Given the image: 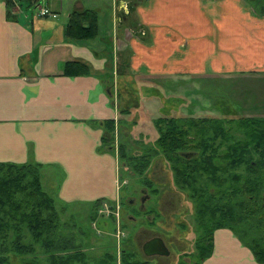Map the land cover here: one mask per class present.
<instances>
[{"label": "crops", "instance_id": "crops-1", "mask_svg": "<svg viewBox=\"0 0 264 264\" xmlns=\"http://www.w3.org/2000/svg\"><path fill=\"white\" fill-rule=\"evenodd\" d=\"M6 1L0 0V163L41 165L45 192L63 204L118 200V157L102 150V141L104 122L117 121L122 109L135 115L122 98L139 96L125 83L177 84L172 98L156 86L158 95L143 100L169 109L171 99L183 116L201 78L264 75L261 0H108L113 38L99 31L85 41L67 38L71 15H98L102 0L90 9L83 0H13L11 12ZM40 4L58 17L23 12ZM69 62L88 73L66 75ZM214 242L205 264H258L231 229L217 230Z\"/></svg>", "mask_w": 264, "mask_h": 264}, {"label": "trees", "instance_id": "trees-1", "mask_svg": "<svg viewBox=\"0 0 264 264\" xmlns=\"http://www.w3.org/2000/svg\"><path fill=\"white\" fill-rule=\"evenodd\" d=\"M6 2L11 12L14 1ZM261 2L264 14V0ZM98 35V15L95 11H78L71 15L66 29L70 41L94 40ZM86 68L82 63L69 62L64 66V73L87 74ZM123 113L129 114L122 109L120 115ZM236 120L237 124L233 123L234 120L224 125L221 118L160 117L155 121L160 131L156 147L148 146L146 151L140 148L142 155L139 156L131 155L129 143L121 138L122 123L119 119L104 122L102 150L114 152L119 163L123 162V167L127 169L123 172L138 177L152 196L160 194L162 185L153 184L149 172L155 158L161 156L171 167L175 186L189 191L196 206L195 223L201 233L196 245L198 255L193 258L196 264H204L212 257L217 230L234 229L228 223L232 211L238 214L232 204V187L239 194L248 193L250 196L257 195L264 187V118L240 117ZM233 125L245 132L248 139H236L232 133ZM216 139L229 143L227 152L216 147ZM198 151L201 152L199 157L187 158L191 152ZM121 164L119 173L122 172ZM242 168L246 171L244 183L238 172ZM41 171L42 166L34 163H0V264H14L17 258L20 264H40L35 258L27 259L35 256V248L24 244L25 230L36 242L35 245L50 254V264H117L116 251H107L93 258L84 241L76 243L78 238L75 235L58 236L61 222L55 208L56 200L45 192ZM202 176L210 178L212 185L217 187L215 192L210 191V186L205 187ZM123 188L125 186L120 188L121 194ZM120 201L123 206L125 201L121 196ZM104 202L99 200L94 204L93 221L99 217L98 209ZM258 220L264 221V215ZM238 221L235 219V222ZM244 241L256 262L264 264V244L261 241ZM120 255L122 264H147L137 260V252L131 248L129 241L123 243Z\"/></svg>", "mask_w": 264, "mask_h": 264}, {"label": "rangeland", "instance_id": "rangeland-1", "mask_svg": "<svg viewBox=\"0 0 264 264\" xmlns=\"http://www.w3.org/2000/svg\"><path fill=\"white\" fill-rule=\"evenodd\" d=\"M83 3L86 8H94V2L92 0H83ZM95 4L98 8H100L98 10L99 31H102L107 36L108 40H110L114 35L113 23L115 19V12L113 5L108 0H102ZM31 6H33V4H31ZM40 6L44 7V4H40ZM23 9L24 13H28L31 16L39 13L38 7H25ZM63 14L65 16L67 13L61 12V15ZM111 45L112 44L108 47L110 51L112 50ZM112 58L113 55L111 54V60ZM201 79V84H198L199 86L196 85V88L199 89V93L195 96L193 108H191V110L190 108L183 110V116L177 113L178 106L180 104H177V102H174L171 99L169 101V109H161L163 105L160 102H156V99L148 100V102L143 100L144 96L158 95L156 86H162L164 96L172 98V92L177 93L175 88L177 84H168L166 81H156L150 85H144L141 83L124 84V86L130 87L135 95L139 96L140 101V106L136 107V103L139 102L138 99H133L132 96L129 97L127 92L124 93L125 97L122 98V102L124 104L130 102L133 114H135L130 118L128 115H124V113L119 116V121H121L124 129L122 132V138L126 139V141L128 140L127 142L129 143V147L132 149L127 148L129 149L131 155H142L140 148L146 151L148 146L152 148L156 147V141L160 136V131L156 128L155 121L159 117H193L200 119L221 118L224 125H228L234 120L235 121L233 123L237 124L238 120L236 119L240 117L264 118V75H260V78L236 76L232 79ZM225 80L228 82H225ZM209 81H211L212 84H210ZM189 97L192 98L191 95H189ZM260 98H262L261 101ZM144 111H150L155 116L153 115L154 117L152 118L142 114ZM138 114H140V116ZM126 129L131 131L128 132ZM232 133L238 140L248 139L246 133L240 131L237 125H233ZM216 147H219L223 152H227L229 143H224L221 139H216ZM200 154L201 152L199 151L191 152L187 158H197ZM121 163H119L122 165V172L119 173V183L121 184V187L125 186V189L123 188L124 190H121L122 194L120 193V196L123 197L126 202V204H123L122 206L120 198L118 199L121 206L120 223H122V230L124 231L122 239L120 241L117 240V221L114 219L112 220L110 217L99 216L94 221L92 220L93 207L97 201L79 202L68 205L60 203L57 197L51 196L56 200L55 208L61 222L58 236L72 237L71 235H75L78 238L76 243L84 241L85 248L91 249L89 254H92L91 256L93 258L99 257L107 251H116L115 255L118 257L117 264L122 261L119 256L121 257L120 254L122 252L123 243L128 240L130 241V235L134 236L137 234L136 241L139 243V247H141L142 243L150 237L160 232L168 234V231L171 233L168 234L169 237L173 236L178 240L181 238L184 239V241L180 243L183 251L191 249V244L193 245L194 240L191 239L189 240V243H187V239L193 236L192 234H188V232H184L179 228V221H182L186 225L190 226V223H193L190 217L191 215L193 218L195 217L194 213L196 206L194 201L189 196V191H180L179 188L175 186L171 167L168 162H166L162 156L155 158L149 172V177L152 183L162 185L160 188L161 192L157 196H152L151 191L145 188L146 186H144L138 177L131 175L129 172V174L127 172H123L124 170L127 171V169L123 167V162ZM238 172L244 178L242 181V183H244L246 180L245 169L242 168ZM121 179H124V181L122 182ZM202 179H204L203 182H205V187L210 186L212 189L211 190L209 188L210 191L215 192L217 190V187L212 185L210 178L202 176ZM143 196H145L146 199H149V201L145 203V208L142 210L143 212L139 213L136 210L134 211L132 207L128 205L127 201L133 200L134 202H137L136 207L140 209ZM231 196L234 209L238 212V214H236L232 211L231 221L228 222L232 224L234 228L233 233L245 246L249 245L244 240L249 243L261 241L264 244V221L258 220L259 216L262 217V215H264V187L261 192L252 196L248 193L245 195L239 194L232 187ZM251 197L252 202L250 201ZM147 214H150L152 217L151 223L149 222L150 220L146 222ZM185 215H187V217H184ZM235 219H239V221L235 222ZM142 226H145L147 231L137 232ZM65 232L68 235H66ZM25 235L26 236L23 241L24 244L33 245L35 248V256L27 257V259L33 260L35 258L40 264H50L48 261L50 254L48 255L43 248L35 245L36 242L32 239L27 230H25ZM52 255L55 254L52 253ZM137 260L145 261L146 257L145 255H138ZM18 262L19 258L15 260L14 264H20Z\"/></svg>", "mask_w": 264, "mask_h": 264}, {"label": "flooded vegetation", "instance_id": "flooded-vegetation-1", "mask_svg": "<svg viewBox=\"0 0 264 264\" xmlns=\"http://www.w3.org/2000/svg\"><path fill=\"white\" fill-rule=\"evenodd\" d=\"M179 190L182 191V189H179ZM148 201H149V199L148 198L146 199V197L143 196L142 200H141V204H140V209H138L136 207L137 202H134L133 200H128L127 202H128V205L131 206L134 211L136 210L137 212L142 213L143 212L142 210H144V208H145V203ZM125 204H126V202H125ZM194 215H195V213H194ZM184 217H187V215H185ZM134 219H135V217H134ZM151 219H152L151 215L147 214L146 215V222L150 220L149 222L151 223ZM190 219L193 221L192 224L190 223V226L186 225L182 221H179L180 222L179 228L184 232H188V234H192V236H193L189 239L186 238L187 243H189V240H191V239L194 240L193 245L191 244V249H189L188 251L182 250V246L180 243L182 241H184V239L181 238L180 240H178L177 238L175 239V237H173V236L169 237L168 234H171V233L168 231H167L168 234H164L163 232H160V233H157L156 235L150 237L148 240H146L144 243H142L141 247H139V243L136 241L137 234H135L134 236L130 235V241L129 240L128 241L130 242L131 248L137 252V255H145L144 250H143V246L146 242H148L154 238H161L164 241V243L166 244V246L168 247V249L170 251V255L169 256H159V255L146 256L145 255L146 260L144 262L147 264H181L182 262H184L185 264H196L195 261L193 260V258L198 255V250L196 249V245H197V242L199 240L201 233H200L198 224H196L194 222V218L192 215H191ZM184 221H186V220H184ZM144 231H147V230L145 229V226H142L139 228V230L137 232H144ZM134 239H135V241H134ZM140 251H141V253H140Z\"/></svg>", "mask_w": 264, "mask_h": 264}, {"label": "built area", "instance_id": "built-area-1", "mask_svg": "<svg viewBox=\"0 0 264 264\" xmlns=\"http://www.w3.org/2000/svg\"><path fill=\"white\" fill-rule=\"evenodd\" d=\"M38 7L39 13L38 16L42 17V18H53L56 19L58 17V14L55 12H51L49 9L44 8L40 5L36 6ZM114 86L116 87V81L114 83ZM118 187L121 188V184H118ZM121 210V206L118 202V200H116L114 203H110V202H104L98 209V216L100 217H110L112 219H114L115 221H117L116 224V237L117 240L120 241L122 239V237L124 236V231L122 230V223H120V211ZM120 258V256H119ZM121 264V262L119 263Z\"/></svg>", "mask_w": 264, "mask_h": 264}, {"label": "water", "instance_id": "water-1", "mask_svg": "<svg viewBox=\"0 0 264 264\" xmlns=\"http://www.w3.org/2000/svg\"><path fill=\"white\" fill-rule=\"evenodd\" d=\"M146 256H169L170 251L161 238H154L146 242L143 246Z\"/></svg>", "mask_w": 264, "mask_h": 264}]
</instances>
